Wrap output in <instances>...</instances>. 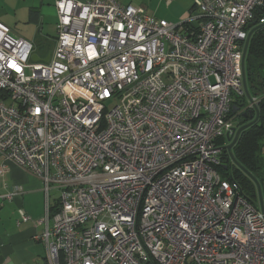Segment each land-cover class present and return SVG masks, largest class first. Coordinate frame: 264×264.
I'll return each mask as SVG.
<instances>
[{"label": "built area", "instance_id": "2783aa9c", "mask_svg": "<svg viewBox=\"0 0 264 264\" xmlns=\"http://www.w3.org/2000/svg\"><path fill=\"white\" fill-rule=\"evenodd\" d=\"M55 5L38 61L0 22V154L59 192L44 264H264V212L217 169L262 100L244 48L264 0H195L177 24L119 0Z\"/></svg>", "mask_w": 264, "mask_h": 264}, {"label": "crops", "instance_id": "0c3cea01", "mask_svg": "<svg viewBox=\"0 0 264 264\" xmlns=\"http://www.w3.org/2000/svg\"><path fill=\"white\" fill-rule=\"evenodd\" d=\"M119 1L124 4L143 6L150 13L153 12L152 9H155L151 3L144 4L143 0ZM164 1L167 7H171L177 2L176 0ZM194 2L195 0L192 2L186 0L185 3H182L183 12L190 11ZM158 11L156 10L153 15L158 14ZM162 19L169 20L164 16ZM58 21L55 0H0V22L3 24L6 22L9 24L19 23L22 25L24 33H28L26 29L32 30L37 42L47 43L49 40H53L52 47L45 48L44 55H41L36 51L33 41H29L24 36L20 37L31 42L36 53L40 56H46L55 49ZM0 163L5 166L3 173L0 174V264H44L47 252L46 244L36 237L41 236L45 231L46 223L38 224V221L46 219L47 204L49 203L51 210L49 225L53 224L52 215L56 211L58 197L53 194L54 198H52L51 193L55 192L53 190L48 197L41 178L25 168L5 161L1 154ZM11 193H15L12 199H1L2 196ZM51 206L54 210L51 209ZM22 213H26L29 220L23 221Z\"/></svg>", "mask_w": 264, "mask_h": 264}, {"label": "trees", "instance_id": "16d2710c", "mask_svg": "<svg viewBox=\"0 0 264 264\" xmlns=\"http://www.w3.org/2000/svg\"><path fill=\"white\" fill-rule=\"evenodd\" d=\"M245 72L250 95L260 96L262 100L255 117L251 119L250 115L253 114L250 112H247V115L241 114L238 125L240 127L255 118L257 120L241 132L231 150L228 148L230 143H227V140L219 139L218 143L226 144V146L221 155V164L217 169L224 178L237 185L242 193L256 204L257 186L247 172L262 186L264 183V6L256 12L254 29L245 58ZM51 209L54 210L52 206Z\"/></svg>", "mask_w": 264, "mask_h": 264}, {"label": "rangeland", "instance_id": "374dc122", "mask_svg": "<svg viewBox=\"0 0 264 264\" xmlns=\"http://www.w3.org/2000/svg\"><path fill=\"white\" fill-rule=\"evenodd\" d=\"M143 1H145L144 4L151 3V5L155 8V9H152L153 10V12H151L152 14L156 10L158 11V9H159L158 14H154V15H156V17H158V18H162L163 16L167 17L169 19L168 21H170L172 23H176V24L180 23V22L188 19V17H189V11L186 10L184 13L183 12L184 7L181 6V4L185 3L186 0H176L177 2H175V4L171 7H167L164 0H143ZM188 1L192 2L194 0H188ZM161 2L163 3V5H161L162 4ZM160 5H161V7H160ZM182 13H184V14H182ZM181 15H183V16L181 17ZM5 24L10 27V30L14 36L19 37V38L24 36L27 39H29V41H33L35 43L36 51L39 52V54H41V55H44L43 50H45V48L49 49L50 48L49 46H51L53 44V40H49L47 43L37 42V40L34 39V36L32 34V30L26 29V32H28L29 34L24 33L22 31L23 30L22 25H20L19 23L18 24H15V23L9 24L6 22ZM113 103H114V100L111 99V100H109L108 105L111 106ZM261 187H262V192L264 194V183L262 184ZM54 191L55 192L51 193L52 198H54L53 194L56 195L55 197L59 196V192H57L56 190H54Z\"/></svg>", "mask_w": 264, "mask_h": 264}, {"label": "water", "instance_id": "95a60500", "mask_svg": "<svg viewBox=\"0 0 264 264\" xmlns=\"http://www.w3.org/2000/svg\"><path fill=\"white\" fill-rule=\"evenodd\" d=\"M248 29H250L251 31H250L249 38H248V40H247V42H246V45H245V48H244V58H246L247 49H248V45H249V40H250L251 33H252L253 29H254V24H253V23L249 24ZM49 58H50V56L48 55V56H47L46 58H44L43 60H44V61H49ZM32 59L35 60V61H38V60H40L41 58L39 57L38 54H33ZM245 115H247V114H245ZM250 118L252 119V118H253V115H250ZM256 120H257V118L253 119V120H252L251 122H249V123H246V124H244V125H242V126H240V127H238V128H235V129H236V134H235L234 138H232V136H229V137H228V141H230V144H229L228 148H229L230 150H231V148L235 145V143L238 141L241 132H242L243 130H245L246 128H248L249 126H251ZM234 161H235V163H236V160H235V159H234ZM246 172H247V171H246ZM247 174H249V175L254 179V181H255V183H256V186H257V193H258V201H257L256 204H257V206H258V207L264 212V194H263V192H262L261 184H260V182H259L257 179H255L250 173L247 172Z\"/></svg>", "mask_w": 264, "mask_h": 264}]
</instances>
